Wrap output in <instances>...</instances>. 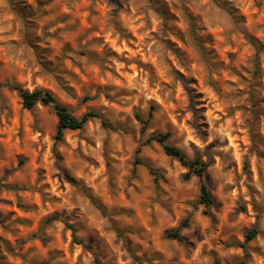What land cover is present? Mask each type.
<instances>
[{
    "label": "clouds",
    "instance_id": "clouds-1",
    "mask_svg": "<svg viewBox=\"0 0 264 264\" xmlns=\"http://www.w3.org/2000/svg\"><path fill=\"white\" fill-rule=\"evenodd\" d=\"M0 264H264V0H0Z\"/></svg>",
    "mask_w": 264,
    "mask_h": 264
},
{
    "label": "trees",
    "instance_id": "trees-1",
    "mask_svg": "<svg viewBox=\"0 0 264 264\" xmlns=\"http://www.w3.org/2000/svg\"><path fill=\"white\" fill-rule=\"evenodd\" d=\"M69 127H71V126H69Z\"/></svg>",
    "mask_w": 264,
    "mask_h": 264
}]
</instances>
